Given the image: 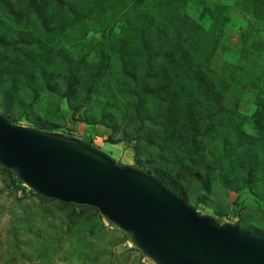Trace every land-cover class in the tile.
Wrapping results in <instances>:
<instances>
[{
  "label": "rangeland",
  "instance_id": "obj_1",
  "mask_svg": "<svg viewBox=\"0 0 264 264\" xmlns=\"http://www.w3.org/2000/svg\"><path fill=\"white\" fill-rule=\"evenodd\" d=\"M215 1L228 5V17L224 23L222 20L218 22L222 27L218 32L221 45L212 58V67L221 72L225 63L230 69L233 63L243 59L248 63L250 72L243 74L232 68L237 74L224 94L226 116L214 119L215 129L220 130L212 131L201 140L202 150L196 157L195 169L202 176V181H188L182 177L178 181L183 187L185 203L200 214L211 216L217 223L235 224L241 231L264 233V145L261 144V148L259 145L249 162L257 164L255 167L249 163L244 166L230 164V158L234 156L222 150L223 141L229 145L232 142L230 133L236 126L254 138L260 135L261 123L255 114L259 109L260 89L264 88V20L246 12L249 5L246 0ZM155 6V0H144L139 8L152 11ZM196 7L197 4L192 3L182 10L193 15ZM5 12V9H0V37L6 42L4 46L0 43V82L3 80L6 83L13 75L15 79L11 81L14 86L10 96H6L0 106V114L6 109L8 117L5 118L29 127H34L36 119L53 124L54 128L48 131L69 134L103 151L122 165L135 164V147L139 144L142 148L141 160L147 161L148 158L150 165H155L152 163L155 160L153 151L144 147V134L136 132L139 127L136 120L129 121L123 115L124 108L128 107L114 102L112 110L104 103L102 93L106 90L103 85H96L88 91L82 89L74 83L70 71L64 70L65 63L59 58L51 64H42L46 73L44 77L36 72L38 57L43 49L48 48L61 49L73 55L79 52L76 57L80 58L81 54H85L81 53L80 47H91L84 58L89 62H98V47L101 45L95 42L103 41L111 25L112 33L120 34L119 22L109 18L105 29L91 24L82 26L78 31L74 29L75 25L64 23L62 17L54 22V25L61 23V27L45 34L32 31V37L38 40L40 46L46 47H34L36 61H28L21 55L14 57L7 43L12 41L17 28L24 33L30 31L20 24L16 25L14 15L9 17ZM115 43L113 41L112 45ZM2 56L6 59L2 60ZM22 62H34L32 78L29 75L24 78L21 72L13 70ZM63 75L69 80L62 81ZM110 113L109 118L99 120L102 115ZM205 124L200 127L201 130ZM226 125H230L227 130ZM262 135L264 137V133ZM183 154L176 159L171 157V160L178 159L186 164ZM167 169L174 174V165L167 166ZM12 173L15 174L14 171ZM16 185L12 184L10 174L0 165V264H144L143 261H148L131 234L109 221L97 209L60 207L56 202L42 201L28 186L23 184L21 189Z\"/></svg>",
  "mask_w": 264,
  "mask_h": 264
},
{
  "label": "trees",
  "instance_id": "obj_2",
  "mask_svg": "<svg viewBox=\"0 0 264 264\" xmlns=\"http://www.w3.org/2000/svg\"><path fill=\"white\" fill-rule=\"evenodd\" d=\"M143 1L0 0V9H5L9 17L14 15L16 25L20 24L30 31L24 33L22 29L17 28L14 38L7 43L14 57L21 55L28 61H36L34 47H46L40 46L38 40L32 37V31L38 30L45 34L61 27V23L54 25V22L62 17L64 23L75 25L74 29L78 31L82 26L91 24L105 29L109 18H115L114 21L119 22L120 34L114 35L111 25L108 33L103 36V41L95 42L101 45L98 47V62H89L84 58L88 56L87 49L91 47H80L81 53H85L83 56L81 54L80 58L76 57L79 52L73 55L61 49L48 48L43 49L39 55L36 72L40 77H44L46 73L42 64H51L59 58L65 63L64 70L70 71L74 83L79 84L82 89L88 91L96 85H103L106 90L102 93L104 103L112 110L114 102L128 107L124 108L123 115L129 121L136 120L139 126L136 132L144 134V147L153 151L155 160H152V163L155 165H150L148 158L143 161L139 157L142 148L138 144L134 153L135 164L130 166L153 175L167 189L187 202L178 180L182 177L188 181H202V176L195 169L196 157L202 150L200 142L212 131L220 130L215 129L214 119H223L226 116L224 94L237 74L232 68H237L243 74H248L250 68L242 58L241 62L233 63L230 69L227 68L228 63H225L221 72L212 67V58L221 45L218 32H221L222 27L218 22L222 20L224 23L228 17L226 3L215 0H155L156 6L151 11L139 8ZM246 1L249 4L246 12L264 20V0ZM192 3L197 4L195 14L191 15L182 10ZM112 40L116 42L114 45ZM0 43L2 46L6 44L1 37ZM3 59L6 57L2 56ZM32 63L34 62L18 63L13 70L21 72L24 78L28 75L32 78ZM243 64L247 67L244 68ZM23 66L26 68H22ZM64 76L62 81L69 80ZM13 79L14 75L10 76L6 83L3 80L0 82V106L4 98L10 96L14 86L11 82ZM260 93V99L257 100L259 109L255 114L261 123L258 131L260 135L254 138L236 126L230 133V145L224 141L222 143V150L234 156L230 158V164L234 166L251 163L256 150L264 145V88L260 89ZM122 98L124 101H121ZM7 113L8 110L5 109L0 115L8 117ZM112 113L102 115L99 120L104 121ZM231 118L232 116L227 119V124ZM33 122L34 128L40 130L48 131L54 128L53 124L38 119ZM203 124L205 127L201 130ZM228 127L230 125H226V130ZM66 136L70 137L69 134ZM181 153L186 156V164L178 159L171 160V157L176 159ZM170 165H174V174H170L167 169ZM250 165L255 167L257 164ZM2 168L10 174L12 184L24 188L18 175L12 173L13 170L4 166ZM30 190L42 201L56 202L60 207L96 209L89 205L47 198ZM248 231L264 239V233L261 231Z\"/></svg>",
  "mask_w": 264,
  "mask_h": 264
},
{
  "label": "water",
  "instance_id": "obj_3",
  "mask_svg": "<svg viewBox=\"0 0 264 264\" xmlns=\"http://www.w3.org/2000/svg\"><path fill=\"white\" fill-rule=\"evenodd\" d=\"M0 164L47 198L95 207L155 264H264V239L217 223L148 172L0 115Z\"/></svg>",
  "mask_w": 264,
  "mask_h": 264
},
{
  "label": "built area",
  "instance_id": "obj_4",
  "mask_svg": "<svg viewBox=\"0 0 264 264\" xmlns=\"http://www.w3.org/2000/svg\"><path fill=\"white\" fill-rule=\"evenodd\" d=\"M143 260H144V259H143ZM147 260H148V261H146V262L143 261V263H144V264H155L152 260H149V259H147Z\"/></svg>",
  "mask_w": 264,
  "mask_h": 264
}]
</instances>
